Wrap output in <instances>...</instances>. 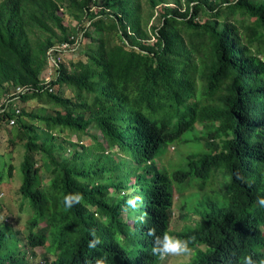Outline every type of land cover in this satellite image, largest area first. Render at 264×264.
Here are the masks:
<instances>
[{
  "label": "trees",
  "instance_id": "16d2710c",
  "mask_svg": "<svg viewBox=\"0 0 264 264\" xmlns=\"http://www.w3.org/2000/svg\"><path fill=\"white\" fill-rule=\"evenodd\" d=\"M65 44L76 55L45 81ZM0 93L28 213L23 236L0 203V264L37 248L54 256L43 264H158L154 238L194 180L206 196L177 233L188 264L264 257V0H0ZM35 99L52 112L26 110ZM180 143L198 145L183 169L158 163ZM70 193L82 199L66 209Z\"/></svg>",
  "mask_w": 264,
  "mask_h": 264
},
{
  "label": "rangeland",
  "instance_id": "374dc122",
  "mask_svg": "<svg viewBox=\"0 0 264 264\" xmlns=\"http://www.w3.org/2000/svg\"><path fill=\"white\" fill-rule=\"evenodd\" d=\"M143 2L145 0H142ZM62 17L66 25L76 26V21L67 14L63 15V10L61 9L58 12ZM158 19L150 18L148 21V27L151 24H157ZM79 32L77 33V35ZM71 47V46H70ZM69 49V48H68ZM65 46L56 45L54 48L49 50L50 57L47 62L46 70L42 73V78L47 81L51 77H54L56 68L55 63L62 62L63 64H68L69 59H71L76 54L68 51ZM68 93V92H65ZM6 95L0 93V104L5 101ZM18 103L14 104V107H17ZM26 110L40 113H51L52 110L48 108L43 103H40L38 100H30L24 103ZM14 124L11 123L3 126L0 129V170H2L3 162L11 160L13 164L12 175L5 177V179L0 184V203L3 206L5 214L7 215L8 222L11 221L14 224V228L19 229L24 236L26 233V218L28 213H25V210L21 208V196L19 194V186L21 183V175L19 170V164L22 160V154L24 152L23 148L20 145H16L14 148L8 146L9 133L8 130L11 129ZM201 126L197 125V130L200 131ZM12 135H10L11 137ZM72 139H75L73 136ZM198 145L193 143H180L178 146L171 145L169 146L167 152L163 154L160 158L163 165L171 163L172 169L178 168L183 169L185 163V157L191 149H197ZM160 165V164H159ZM192 188L189 187L186 190L181 191V188L175 191L174 193V205L172 208V219L170 223V232L168 234L180 238L177 233L182 230L186 225H194V221L197 219L195 210L199 207L200 203L204 200L206 192L204 189L200 188L197 184L198 181L194 180ZM46 253L45 248L35 249V257L31 260V264H43L44 254ZM47 254V253H46ZM48 259H54L52 254H47ZM191 256V252L188 254H183L179 256H168L159 260L158 264H188V260Z\"/></svg>",
  "mask_w": 264,
  "mask_h": 264
},
{
  "label": "clouds",
  "instance_id": "9594fccd",
  "mask_svg": "<svg viewBox=\"0 0 264 264\" xmlns=\"http://www.w3.org/2000/svg\"><path fill=\"white\" fill-rule=\"evenodd\" d=\"M81 199L82 196L80 194L70 193L64 196L63 205L66 209H71L75 204H78ZM141 199L142 198L139 196L130 198L126 201V205L128 208L135 210ZM257 203L260 207H264V196H258ZM149 234L152 235L151 232ZM100 242L99 238L93 237V239L88 242V247L94 249ZM189 251L190 248L188 240L172 236L168 233H163L162 235L154 238L152 253L153 255L159 256L161 259L168 256L188 254ZM242 264H264V257L254 260L252 255H246L243 258Z\"/></svg>",
  "mask_w": 264,
  "mask_h": 264
},
{
  "label": "built area",
  "instance_id": "2783aa9c",
  "mask_svg": "<svg viewBox=\"0 0 264 264\" xmlns=\"http://www.w3.org/2000/svg\"><path fill=\"white\" fill-rule=\"evenodd\" d=\"M63 46L67 47V45H66V44H65V45H63ZM10 123H13V121H11Z\"/></svg>",
  "mask_w": 264,
  "mask_h": 264
}]
</instances>
